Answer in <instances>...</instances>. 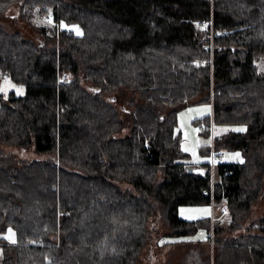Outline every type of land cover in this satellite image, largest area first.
Returning <instances> with one entry per match:
<instances>
[{"label": "trees", "instance_id": "16d2710c", "mask_svg": "<svg viewBox=\"0 0 264 264\" xmlns=\"http://www.w3.org/2000/svg\"><path fill=\"white\" fill-rule=\"evenodd\" d=\"M15 4L52 24L33 39L0 22V75L26 87L0 93V231L17 236L0 264H137L154 240L187 247L176 264H264V0H0V17ZM203 101L214 131L245 126L215 135L243 156L216 180L181 145L179 111ZM210 203L226 221L179 216Z\"/></svg>", "mask_w": 264, "mask_h": 264}, {"label": "rangeland", "instance_id": "374dc122", "mask_svg": "<svg viewBox=\"0 0 264 264\" xmlns=\"http://www.w3.org/2000/svg\"><path fill=\"white\" fill-rule=\"evenodd\" d=\"M13 5L3 16L0 17V22L5 25L10 30H20L26 37L36 39L39 37V26L42 24H52L51 18L49 16H42L38 13L35 15L33 20L30 22L29 20H24L17 18L16 13H19L20 5ZM62 28H69L75 31L77 34H82L83 29L79 24H67L65 22L61 23ZM261 69L264 70V61L259 63ZM0 93H3L5 96H8L10 91H15L16 93H24L26 87L24 84H18L13 82L8 77H4L0 75ZM206 116H210V123L214 124L213 115H212V104L209 101L198 102L194 104H189L182 107L179 111L178 123L179 130L182 134V148L187 151L190 155L191 162L196 166V171L204 172L203 162H209L212 167V179L216 180L218 176L215 172V166L220 162L218 159H213L211 149H215L213 137L219 132L226 131L228 129H245L244 125H229L219 127L216 131L210 133V135L205 136L202 134L200 127V120ZM215 125V124H214ZM128 127H125L122 131V134L127 133ZM213 134V135H212ZM205 147L210 148V153L206 154L202 150ZM7 150L12 151L14 154L23 157L24 159L31 160L33 158H42L46 156L45 153H39L34 150V148L24 149L20 146H5ZM217 149H215L216 151ZM220 151L224 155L223 161L230 160H243V156L240 151H227V150H217ZM239 154L237 156L236 154ZM264 211L263 202L258 203L256 206L255 215L259 216ZM179 216L188 219H198L202 217H211L214 216L216 218L223 217L224 221H226L227 215L225 209L222 211V204L219 203L214 205L210 204H189V205H181L178 209ZM165 231V228H161L159 234ZM158 234V233H157ZM162 235V234H161ZM160 236V235H159ZM178 239H193V240H205L207 238V232L204 229H200L197 233L189 236H180ZM174 240L175 238H171ZM17 240V236L15 230L12 227L7 228L5 231H0V258L2 253L1 244L2 241L6 242H15ZM190 247V246H188ZM184 248H187L186 246ZM179 244H168L161 245V241L158 242L156 240L153 241L151 247L146 250L140 261L137 264H161L163 262L169 261L170 258L174 259V264L178 262V258L182 255V250ZM207 252H209L213 257V245L212 243L206 244L204 247Z\"/></svg>", "mask_w": 264, "mask_h": 264}, {"label": "built area", "instance_id": "2783aa9c", "mask_svg": "<svg viewBox=\"0 0 264 264\" xmlns=\"http://www.w3.org/2000/svg\"><path fill=\"white\" fill-rule=\"evenodd\" d=\"M201 22L205 23V20H202ZM208 126L210 127L211 132H213L214 131V124L213 123H211L210 125H207L205 123L200 124L201 131H205L208 128ZM214 138H215V135L213 137V141H214ZM211 153H212L214 160L218 159L219 161H222L224 159V155L220 151L217 152V150L215 151V149H211ZM224 209L226 210V208H224Z\"/></svg>", "mask_w": 264, "mask_h": 264}, {"label": "water", "instance_id": "95a60500", "mask_svg": "<svg viewBox=\"0 0 264 264\" xmlns=\"http://www.w3.org/2000/svg\"><path fill=\"white\" fill-rule=\"evenodd\" d=\"M187 171L190 173L195 172L194 166H192V165L187 166Z\"/></svg>", "mask_w": 264, "mask_h": 264}, {"label": "snow or ice", "instance_id": "6c2138e0", "mask_svg": "<svg viewBox=\"0 0 264 264\" xmlns=\"http://www.w3.org/2000/svg\"><path fill=\"white\" fill-rule=\"evenodd\" d=\"M0 90H2V89H0ZM237 131H243L244 129H236ZM237 156H239V154L237 153L236 154ZM14 242V241H13Z\"/></svg>", "mask_w": 264, "mask_h": 264}]
</instances>
